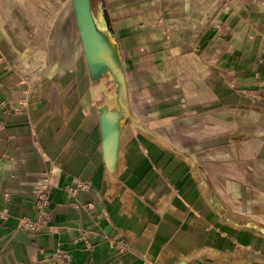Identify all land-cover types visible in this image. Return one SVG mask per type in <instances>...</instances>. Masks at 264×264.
I'll use <instances>...</instances> for the list:
<instances>
[{"label": "crops", "instance_id": "obj_1", "mask_svg": "<svg viewBox=\"0 0 264 264\" xmlns=\"http://www.w3.org/2000/svg\"><path fill=\"white\" fill-rule=\"evenodd\" d=\"M36 1L0 0V264H264V0H105L131 110L111 168L75 18Z\"/></svg>", "mask_w": 264, "mask_h": 264}, {"label": "water", "instance_id": "obj_2", "mask_svg": "<svg viewBox=\"0 0 264 264\" xmlns=\"http://www.w3.org/2000/svg\"><path fill=\"white\" fill-rule=\"evenodd\" d=\"M71 1L91 79L97 80L108 74L116 85L114 104L102 106L100 113L103 156L111 168L118 159L123 124L127 116H131L124 62L105 0H102L98 14L92 0Z\"/></svg>", "mask_w": 264, "mask_h": 264}, {"label": "built area", "instance_id": "obj_3", "mask_svg": "<svg viewBox=\"0 0 264 264\" xmlns=\"http://www.w3.org/2000/svg\"><path fill=\"white\" fill-rule=\"evenodd\" d=\"M59 3H61V0H57ZM24 103V102H23ZM17 111L20 110V107L15 108ZM61 171L60 168H50L47 169L36 178L33 186V193L35 196V203L36 206L39 208L45 207L47 204H49V198L51 196L52 190L55 187L57 183V177L59 172ZM91 184L89 182H83L81 181L80 183L76 185H70L68 187V191L76 195L80 189L84 188H89ZM2 215V213H0ZM49 217H42L43 221L48 220ZM37 222H34L32 220H25L24 225L26 226H34L36 225ZM120 249L122 250H130L131 245L127 241H121L119 244ZM145 264H150L148 261L145 262Z\"/></svg>", "mask_w": 264, "mask_h": 264}, {"label": "rangeland", "instance_id": "obj_4", "mask_svg": "<svg viewBox=\"0 0 264 264\" xmlns=\"http://www.w3.org/2000/svg\"><path fill=\"white\" fill-rule=\"evenodd\" d=\"M33 1H34L33 7L35 8V11H38V7L40 6V4L36 0H33ZM92 1H93L94 10H95L96 14H98L100 12V10H101L100 4H101L102 0H92ZM61 2L62 3L59 6L61 8V10L63 11L66 8V11L68 13V17L70 18V20L72 18H74V16H73V8H72V1L71 0H61ZM106 2H107V0H106ZM63 4H64V6H63ZM59 7L55 6L53 8V10L58 11ZM74 27H75V25H74ZM79 44H80V39H79ZM79 53L81 55V58L84 59L83 52L80 51ZM82 54H83V56H82ZM27 61L30 64L32 63V61H30V60H27ZM30 66L32 67V64ZM99 79L101 81V86H104L102 88H106V89H104L105 90L104 93H103V91H101V93H100V96H101L100 97L101 107L104 106V105L111 106L112 104H114V100H115V93H114L115 87H116L115 82L113 81V79L108 74L103 75Z\"/></svg>", "mask_w": 264, "mask_h": 264}]
</instances>
